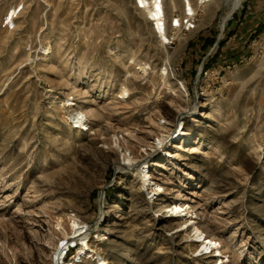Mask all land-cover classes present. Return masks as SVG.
Returning a JSON list of instances; mask_svg holds the SVG:
<instances>
[{
	"label": "rangeland",
	"instance_id": "1",
	"mask_svg": "<svg viewBox=\"0 0 264 264\" xmlns=\"http://www.w3.org/2000/svg\"><path fill=\"white\" fill-rule=\"evenodd\" d=\"M230 1L213 0L167 48L131 0H0V264H51L50 221L70 213L92 242L113 232L97 247L108 264H220L177 231L184 220L157 218L175 201L224 264H264V0L221 25ZM179 7L166 0L167 15ZM254 8L263 17L245 31Z\"/></svg>",
	"mask_w": 264,
	"mask_h": 264
},
{
	"label": "bare ground",
	"instance_id": "2",
	"mask_svg": "<svg viewBox=\"0 0 264 264\" xmlns=\"http://www.w3.org/2000/svg\"><path fill=\"white\" fill-rule=\"evenodd\" d=\"M133 1L135 2V5H137L136 1H138V3L140 4L141 7H144V6H146V5L150 4V3H153L154 7L156 9L157 15L161 14L160 6H159L160 5L159 4L160 0H133ZM194 1H195V3L197 2V0H194ZM242 1L243 0H231L230 1V4H231L230 11L226 15V17L222 20V23H220L221 25H223V23L230 18L231 14L237 9V7L240 5V3ZM186 2L188 4V10L190 11L188 0H186ZM171 4H172V6H171L172 8L175 7V3L173 1H171ZM179 4H180V7L181 8L183 7V10H184L183 0H179ZM17 7L18 6H16L14 9L8 10L6 12V14H5V19L4 20L9 21L8 23L11 26V30H14L15 27H16L15 23H13V18H14L13 16L16 15ZM180 7L178 9H180ZM21 9H23L22 6H21ZM146 12H148V11H146ZM171 13H170V15H167V18H169L170 20L169 19L168 20L171 22V24H173V26L176 27L178 25L177 18L173 17L171 15ZM201 13H203V10H201ZM173 26H171V28H173ZM221 28H222V26H221ZM151 32H153V34H154V31H151ZM161 41H162L163 44H169L168 43L169 40L166 39V37H162ZM39 52H40V54H41V56L43 58L47 57L51 53V47L49 45L45 44V45H43V46H41L39 48ZM129 61H130V64H134L135 63L134 59H132V58L129 59ZM143 66H145V65H143ZM143 66L141 64H138V67H140L139 69L141 70V72L143 74H145V69H143ZM165 75L167 76L166 69H163L162 73L159 74L158 77L161 80L164 81V76ZM62 105H63V107H67V108L73 107V105L70 104L69 100H65L62 103ZM67 118L71 122V125H74L73 129L87 131V125L85 124L84 114L81 111L73 110L72 113L67 116ZM176 122L178 124L179 118L176 119ZM175 132H177V130H174L173 134ZM179 136H181L180 130L176 133V138L179 137ZM172 137H173V135H172ZM125 159H126L127 163H131L132 160H133L132 158H130V155L126 156L125 154H123V161H125ZM143 164L144 163L141 162L139 164V166H137L134 170H135L138 178L141 181V188H145V187L148 188V186H149L148 171H147V167H142ZM114 167H115V170H117V171H121V170L126 169L125 167H122L119 163H116L114 165ZM153 187H154V189H152V187L150 188V193L149 194H154L155 195L156 192L161 190V189L156 188L155 185H153ZM100 200H101V198H100ZM188 215H190V209L188 207H185V205L180 204L178 201H175L174 203H172V204H170L168 206H165L163 211L157 216V218L158 219L184 220L183 224H180L177 227V231L180 232V231H183V230H189V233H190L189 237H190L191 241L193 243L199 244L201 246V249L199 250L200 253H202V252L213 253L212 257L213 258L214 257L215 258H219L220 264L226 263L227 260H228V256H226V254L224 253V250H222L224 248H218V243L216 242L215 238L213 239L212 237L206 236V234L199 229V227L197 226V223L194 222L193 219H192V214L189 217V219H186V217ZM51 222H52V228L54 230V233H56V235L58 237V239H56V236H55V239L54 238H50V244H51L50 245L51 246V248H50V250H51L50 261H51V264H64L63 262H60L61 258H62V255H63V252L58 251V243L61 242V241H63L64 243H67V244H72V245L76 241L79 242V247L77 249L76 254L72 257V259L67 264H82L81 256H85L86 253H87V255H89L87 257V259H90V258L94 257V253L93 252H87L88 251L87 245L82 247L81 239H85L86 237L84 235L81 236V237H78V236H80L82 234V231L86 227L84 226V224L81 221H79L78 218H75V217H73L71 215L63 214L62 216H59V217H56L55 219H53V221H50V223ZM158 230L159 231H165L163 229H158ZM112 233L113 232H110L108 230L107 232H105V235H112ZM50 234L53 235L52 233H50ZM105 235L104 234L103 235H99L96 238L98 240H102L103 241V240H105L103 238V236H105ZM76 237H78V238H76ZM99 237L101 239H99ZM47 241H49V240H46V242H45L46 244H47ZM197 249L198 248H195L194 252H192V253L196 254L197 253L196 252ZM97 261L100 262L99 260H97Z\"/></svg>",
	"mask_w": 264,
	"mask_h": 264
},
{
	"label": "built area",
	"instance_id": "3",
	"mask_svg": "<svg viewBox=\"0 0 264 264\" xmlns=\"http://www.w3.org/2000/svg\"><path fill=\"white\" fill-rule=\"evenodd\" d=\"M213 2V0H197L195 3L194 0H188L190 11L188 10V4L186 0H183L184 3V10L182 7L181 13L179 16H177L178 25L176 27L171 24L170 21H167V12H166V0H160L159 6L161 10V14L157 15L156 9L154 7L153 3H150L144 7H141L138 1H136L137 5H135V2L131 0L133 9L143 15V17L146 20L147 25L149 26L151 31H154V38L157 40V42L162 45L163 47H171L174 43L175 36H187L191 34L196 26V23L199 18V14L201 13V10L203 8L207 7ZM22 9L21 6H18L16 9V15L13 16V23H15V19L19 17ZM148 11V12H146ZM10 13V12H9ZM9 21L4 20L3 26L7 29H11ZM173 26V28H171ZM162 37H166V39L169 40V44H163L161 39ZM71 216H76L72 213H70ZM80 221V220H79ZM84 224V223H83ZM86 227L82 234L78 237L85 236L86 237V245L88 248L87 252H93L94 257L87 259L89 255L87 253L85 256H81V262L82 264L88 263V264H108V262L105 260V258L100 254L99 250L97 249L98 246L102 245V240H98L96 236H93V242L90 240V230L87 224H84ZM76 237V238H78ZM79 247V242L76 241L73 245L64 243L63 241L58 243V251L63 252L62 258L60 262H63L64 264L69 263V261L72 259V257L76 254L77 249ZM99 260L100 262H98Z\"/></svg>",
	"mask_w": 264,
	"mask_h": 264
},
{
	"label": "crops",
	"instance_id": "4",
	"mask_svg": "<svg viewBox=\"0 0 264 264\" xmlns=\"http://www.w3.org/2000/svg\"><path fill=\"white\" fill-rule=\"evenodd\" d=\"M261 14H262L261 12L257 11L254 8L253 12L249 15L250 17L245 20V27H246L245 31L246 30L248 31L249 28L251 27L253 28L259 24L261 18L263 17Z\"/></svg>",
	"mask_w": 264,
	"mask_h": 264
}]
</instances>
